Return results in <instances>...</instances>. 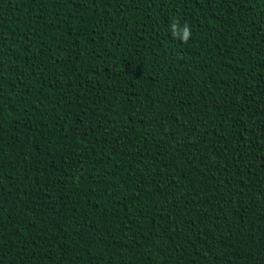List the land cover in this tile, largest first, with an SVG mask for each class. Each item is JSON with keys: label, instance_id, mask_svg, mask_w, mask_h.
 I'll list each match as a JSON object with an SVG mask.
<instances>
[{"label": "trees", "instance_id": "16d2710c", "mask_svg": "<svg viewBox=\"0 0 264 264\" xmlns=\"http://www.w3.org/2000/svg\"><path fill=\"white\" fill-rule=\"evenodd\" d=\"M0 264H264V0H0Z\"/></svg>", "mask_w": 264, "mask_h": 264}, {"label": "clouds", "instance_id": "9594fccd", "mask_svg": "<svg viewBox=\"0 0 264 264\" xmlns=\"http://www.w3.org/2000/svg\"><path fill=\"white\" fill-rule=\"evenodd\" d=\"M169 32L173 39H177L183 44H188L192 37L191 26L187 22L181 24L179 19H174L169 25Z\"/></svg>", "mask_w": 264, "mask_h": 264}]
</instances>
